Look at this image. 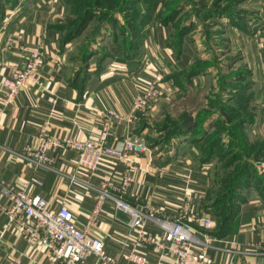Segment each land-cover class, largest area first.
<instances>
[{
  "label": "crops",
  "instance_id": "obj_1",
  "mask_svg": "<svg viewBox=\"0 0 264 264\" xmlns=\"http://www.w3.org/2000/svg\"><path fill=\"white\" fill-rule=\"evenodd\" d=\"M247 2L255 6L248 26H241L238 20L231 23L226 20L222 26L227 47L236 46V50H241L242 62L251 68L252 84L248 93L253 111L246 127L262 144L263 161L257 165L264 173V0ZM62 8L61 0L17 3L14 11L0 22V95L2 77L9 73V67L22 65L26 60L22 46H38L45 55L40 70L42 86L32 84L30 89L21 91L0 115V178L17 189L30 177L39 178L41 184H28V193L40 194L52 208L61 204L67 206L75 224L82 228L95 204V186L106 178L117 183L128 164L104 156L99 170L90 175L76 168L77 153L73 149H50L51 168H46L30 165L22 155L23 148L35 147L43 128L58 136L97 138L103 122L99 112L102 109L129 112L137 90L144 89L147 83L142 79L136 85L131 56L119 60L109 57L95 70L96 55H92L85 72L77 74L79 70L70 54L72 40L62 42L60 33L50 26L60 19ZM243 27L250 31L244 33ZM107 39L109 35L102 42L106 44ZM100 40L97 38L98 42L93 44V54L102 43ZM142 132L137 118L131 122L119 121L110 128L108 141L134 137ZM184 142L186 148H192L189 138ZM185 147L178 146L180 151L171 152L169 157H155L150 146V152L132 155V179L125 200L170 214L177 213L188 200L187 215L206 216L211 220L210 227L199 233L209 240L207 249L215 264H264V193L253 184L243 187L228 224L218 227L217 218L205 199L212 184L211 172L206 163L199 164L185 156ZM4 203L5 198L0 193V204ZM128 219L125 212L106 199L91 227V234L101 239L105 250L121 260L132 242V236L126 235ZM185 220L194 224L189 217ZM151 227L159 233L156 226ZM139 251L145 254L146 264H175L173 255L161 256L150 247ZM96 262L94 256H89L88 263ZM0 264H57V261L41 245H28L20 229L14 224L8 225L0 210Z\"/></svg>",
  "mask_w": 264,
  "mask_h": 264
},
{
  "label": "rangeland",
  "instance_id": "obj_2",
  "mask_svg": "<svg viewBox=\"0 0 264 264\" xmlns=\"http://www.w3.org/2000/svg\"><path fill=\"white\" fill-rule=\"evenodd\" d=\"M40 0H0V22L17 3ZM248 0H62L60 15L63 26L72 25L83 13H92L85 25L72 37L70 54L78 70H84V50L96 55L95 70L109 57L117 60L132 57L137 82H153L156 96L137 117L142 136L155 157L180 151L189 138L192 148H183L191 158L207 154V144L218 141L215 154L206 163L211 172L216 192L223 187L216 182L225 179V169L234 170L249 149L241 139V129L236 124L244 113L243 102L231 100L235 87L251 86V68L242 62L241 50L228 48L224 42L223 24L238 20L248 26L252 4ZM252 5V6H251ZM93 11V12H92ZM44 14V13H43ZM46 15V14H45ZM56 17V16H55ZM237 22V21H236ZM244 33L249 32L244 30ZM66 29H63V34ZM110 39L106 44L105 36ZM101 42L92 50L96 39ZM108 60V59H107ZM116 60V61H117ZM84 66V67H83ZM140 78V79H139ZM139 80V81H138ZM246 110H249L246 108ZM201 118L200 122L197 120ZM201 124L202 142L192 143L186 129ZM243 132L255 140L249 127ZM174 127L183 130L182 137L168 139ZM169 141V142H168ZM179 141H181L179 143ZM258 160L256 163L262 162ZM226 169V171H227ZM212 188L213 196L216 194ZM220 188V189H219Z\"/></svg>",
  "mask_w": 264,
  "mask_h": 264
},
{
  "label": "built area",
  "instance_id": "obj_3",
  "mask_svg": "<svg viewBox=\"0 0 264 264\" xmlns=\"http://www.w3.org/2000/svg\"><path fill=\"white\" fill-rule=\"evenodd\" d=\"M10 41V37H8ZM26 60L22 65H11L8 74L2 77L3 92L0 95V115L13 103L23 90L30 89L32 84L42 86L40 71L45 55L38 47H25ZM135 85V84H134ZM144 89L137 90L132 106L127 113H117L111 109L99 112L102 129L97 138L78 139L73 136L47 133L43 128L38 134L35 147L24 146L22 155L27 157L30 165H42L51 168L50 149H73L77 153L76 168L90 175L97 172L104 156L116 162L128 164L117 183L106 178L95 186L97 197L95 204L87 215V223L79 228L73 214L65 205L52 208L40 194H29L27 186L30 182L41 184V180L30 177L21 189L15 188L0 178V193L5 203L0 210L6 217L7 224L16 225L28 245H41L57 264H90L89 256L96 258V264H146L147 258L140 249L150 247L159 255H173L175 264H215L208 252L209 240L200 236L199 231L209 228V217L187 215L188 200L177 213H163V209L150 206L140 207L125 200L132 179V163L130 157L142 152H150L145 138L141 135L123 137L115 142L108 141L109 130L119 121H134L156 96L157 88L148 82ZM73 178V177H72ZM110 200L115 207L128 215L126 235L132 236L131 247L124 259L107 252L101 239L91 234L104 200ZM194 221L191 224L185 218ZM151 226H156L158 232ZM230 264V263H229Z\"/></svg>",
  "mask_w": 264,
  "mask_h": 264
},
{
  "label": "trees",
  "instance_id": "obj_4",
  "mask_svg": "<svg viewBox=\"0 0 264 264\" xmlns=\"http://www.w3.org/2000/svg\"><path fill=\"white\" fill-rule=\"evenodd\" d=\"M62 2V0H61ZM93 12V11H92ZM92 13H83V15H80L78 19L75 20V22L72 25H68L67 27L63 26V22L61 21V18L58 19L55 23H52L50 26L53 27L55 30H57L60 33V36L62 38V42H67L68 40L72 39L74 35L83 28L85 25V20L91 16ZM63 29L65 30V33L63 34ZM90 47L85 48L84 50V70H86V65L88 61V57L91 55L89 54ZM81 71L77 74H79ZM251 86H241V87H235L233 90L228 92L231 94L230 98L231 100H237L243 102V110L244 113L240 114L241 120L236 121V124L241 129V139L246 140L245 148L249 149L247 155L251 157L252 161L248 160V158H242L240 164L236 165V168L234 170L225 169V175H227V178L225 179L222 177L219 181L216 180V182L220 185V187H223L226 185V187H223V189L216 192L213 188V180L216 179L215 177L211 179V185L209 189L206 192L205 199L207 200V205L211 207L213 210V215L217 218V226L218 227H224L226 224H228V221L234 214L237 201L240 196V190L245 187L246 185L253 184L255 188H257L260 192L264 193V173L260 172L258 170V165L256 163L258 160L263 159V152H262V144L258 140H249V138L245 135L243 132V127L246 124H249L252 119V107L249 105L250 97H249V90ZM249 109V110H246ZM201 118L197 120V123H199ZM201 124L190 126L186 129V131H189V134H191V142L192 143H200L202 141L200 136L203 135ZM183 130L179 129L178 127H174L169 132V141L173 137H182L184 135ZM168 141V142H169ZM218 145V141L211 140L207 144V154L199 155L198 157H195L197 162L199 164L208 163L209 159L212 155H214L215 147ZM212 188L214 189V192L216 194L213 196V192H211Z\"/></svg>",
  "mask_w": 264,
  "mask_h": 264
}]
</instances>
